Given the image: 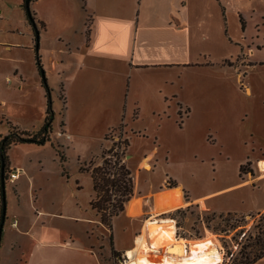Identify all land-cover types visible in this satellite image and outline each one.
<instances>
[{"label": "crops", "instance_id": "crops-1", "mask_svg": "<svg viewBox=\"0 0 264 264\" xmlns=\"http://www.w3.org/2000/svg\"><path fill=\"white\" fill-rule=\"evenodd\" d=\"M226 1L81 0L77 3L83 10L77 15L79 22L75 20L67 31L56 35L51 47L43 45L41 36L38 43L40 64L47 83L51 88H57L62 102L63 121L59 122L51 140L58 141L63 137L73 140L70 122L74 119L88 121L90 116L86 118L82 111L89 101H92V107L98 109L99 120L104 121L103 136L120 124L124 109L130 110L129 115L127 112L124 115L125 119L134 122L141 117L160 122L174 113L179 114L181 123L187 124L194 115L192 105L195 103L200 109L199 120L210 125L220 124L218 128L210 126L208 129L216 138L220 134L244 132L242 126L243 119L249 116L248 103L263 94L261 88L255 90L247 71L251 73L257 66H264V59H255L256 55L264 52V38L259 35L231 37L226 23ZM33 12L36 20L44 24L45 30L48 19L39 11ZM237 14L240 13L237 11ZM240 16L244 23L242 33L246 35L248 25L246 19ZM86 24L89 26L88 38ZM7 32L15 33L17 29H8ZM17 45L18 41L0 37L2 51L10 52ZM26 47L34 53L29 36ZM229 47L235 52L231 54ZM0 59L11 63L8 72L0 75V80L5 79V84L9 83L13 93L22 94L25 79L15 65L16 59ZM194 70L203 78L189 90L187 76ZM188 94L195 101L186 99ZM8 105L0 93V107ZM259 105L264 106V99L259 101ZM133 110H138V113ZM5 116H0V124L3 125L0 126V138L8 123L14 126L8 118L5 120ZM7 132L8 129L5 134ZM59 133L62 136H58ZM132 133L146 138L140 131ZM249 133L250 136L260 135V132L252 130ZM10 149L7 153L8 170H19L20 176L13 184L4 183L5 214L0 233V264H103L93 248L97 238L92 235V227H102L89 207L94 197L93 190L88 200L89 216L78 203L77 191L82 190L78 180L74 190L66 193L48 180L44 168H25L29 161L24 165L11 160ZM157 153L158 149L154 146L136 158L135 176L138 182L137 185L134 182L132 197L122 214L126 216L127 206L133 203L135 212L128 216L132 223L154 218L152 212L157 209H160L158 217L172 211H161L164 206L162 199L166 192L174 189L166 187V179L176 181L165 175L161 182H153L156 165L153 167L151 162H157ZM253 153L251 150L238 168L247 161L256 165L261 160L254 159ZM145 159L152 170L142 169ZM60 174L68 179L62 170ZM142 174L143 180L140 179ZM248 183L241 181L218 192L241 185L248 187ZM176 184L185 192L182 184ZM212 194L194 198L188 195V201L182 199L181 207L197 204L217 213L238 212L213 210L208 204V197ZM131 234H128V245L116 249L122 255L127 248L135 245Z\"/></svg>", "mask_w": 264, "mask_h": 264}, {"label": "rangeland", "instance_id": "rangeland-1", "mask_svg": "<svg viewBox=\"0 0 264 264\" xmlns=\"http://www.w3.org/2000/svg\"><path fill=\"white\" fill-rule=\"evenodd\" d=\"M23 1L0 0V10L2 11L0 16V37L2 39L7 38L10 41H18L19 43V45L12 47L10 52L2 51L0 47V57L16 59L17 63L15 65L19 68L23 79H25L22 94L13 93L9 89V83L7 85L5 84V79L0 80V93L9 103L6 108L0 107V116L6 115L5 120L8 118L19 130L32 133L39 130L43 124L46 99L44 88L41 85V76L35 66L34 53L30 52L26 47L29 36L34 49V33L21 9ZM79 2L81 0H36L29 4V10L32 13H34L33 11H39L48 19V24L45 22V30L41 35L39 34V39L41 36L45 47H51L56 35L67 31L71 24H75V20L79 22L77 15H79V12L80 14L83 13L81 5H77ZM226 2L228 4L226 23L231 37L259 35L264 38V0H228ZM237 11L240 13L239 15ZM240 15L246 19L248 25V33L246 35L242 33L244 29L242 30L241 28L243 20ZM38 23H36L37 28L42 29L41 23L39 21ZM257 25L259 26L256 27ZM222 28L225 29L223 22ZM8 29H17V32L9 33L7 32ZM229 50L231 54L235 52L231 47H229ZM261 54L256 55L255 59H264V52ZM10 65L11 63L7 62L6 59H0V75L8 72ZM247 74L249 75V80L254 84L255 90L261 88L263 94L248 103L249 116L243 119L244 123L242 122L244 132L242 130L238 134L234 131L231 135L220 134L216 138L208 129L210 126L218 128L220 124L215 125L213 123L210 125L203 120H199L197 115L200 109L196 103L192 105L194 113L192 120L187 124L181 123L179 115L177 116L174 113H172L171 117L165 116L160 122L157 119L151 120L145 117H141L134 122L129 118L125 119L124 115L126 112L129 115L130 110L124 109L120 123L124 125V130L129 139V147L125 152L124 162L134 176L135 185L138 182V178L135 176L136 158L155 146L158 149L157 162L155 164L153 161L151 162L153 167L156 165L152 176L154 183L161 182L165 175L172 177L176 181L175 183L184 186L185 192L181 191V193L182 199L185 200L188 195L190 198H194L216 192L208 197L210 199L208 204L215 211H238L236 213L246 216V219H249V215L256 212H264V178L259 179V176L264 172L260 170L258 165L259 161L264 162V156L262 157L264 155V106L259 105V101L264 99V66H257L251 73L247 71ZM44 78L46 79V76ZM202 78L203 75L199 74L197 70L190 72L187 76L188 89L192 90L201 82ZM48 87L51 89L52 111L55 114L51 124L53 131L49 135L51 140V138H54L53 133L57 130L59 122L63 121V119L61 112L62 102L58 98V90L57 88H51L49 85ZM185 97L188 100H194L190 94ZM91 103L92 101H89L86 108L82 111L86 118L90 116L88 121L86 119V121L81 122L79 119H74L70 122V128L74 135L73 140H69L66 137L58 138L60 143L56 140H51L59 146V151H63L65 160L62 166L55 149L50 144L37 146V148L33 144H21L12 147L9 151L11 160L14 162L24 165L28 163L27 161L30 162L25 168H44L48 180L59 186L66 193L70 189L74 190L75 183L78 180L82 187V190L77 191L78 203L84 211H87V215L90 211L88 209V200L92 196L91 180L89 173L80 172L78 168H90L99 165L101 163L100 154L102 150L116 142L119 133L116 129L107 131V137L104 139V121L99 120L97 116L98 109L92 107ZM25 106L34 109H29ZM133 111L138 113V110ZM3 122V124H6L5 121ZM7 129V126L4 127L5 133ZM251 130L260 132V135L257 137L250 136L251 133L249 132ZM133 131H140L145 134L146 138L136 137L132 133ZM251 150L254 152V159L258 158L261 160L256 165L252 164L254 163L253 161H247V165L244 163L245 169L240 178L238 176V165L246 160L251 154ZM130 154L132 155V160H130ZM144 162H147V160H143ZM143 163L141 166L145 170ZM62 168H64V173L68 176V179L61 176L60 171ZM149 168V170H152L150 166ZM143 176L144 174L140 175L141 180H143ZM241 181H248L249 186L241 185L218 192L229 186L239 184ZM6 186L8 187V184ZM175 187H178V185L176 184ZM185 207H189V211L184 216L175 215L172 218L164 213L163 216L159 215V217L169 218L175 222L176 238L183 239L187 243L189 253L214 246L221 257L220 264H231V260L236 255L237 247L230 241L229 237L223 238L218 234L216 230V226L219 224L218 220L210 221L207 224L208 227L204 223L205 216L212 213V211H208L202 205L199 206L197 204H188L179 208ZM155 211L152 213L154 214ZM172 211H168V213ZM92 213L95 216V212L92 211ZM214 213L219 214L221 212ZM132 215L127 212V217L120 215L112 223L113 248L115 251L128 245L130 240L128 234L132 233L131 235L135 238L142 233L141 228H143L142 224L144 222H130L128 216ZM94 219L96 218L94 217ZM92 229V235L97 238L93 248L102 263L124 264L121 253L118 252L115 256L111 255L107 242L108 232L99 225H94ZM134 247L135 245L127 248V250ZM257 264H264V258L258 261Z\"/></svg>", "mask_w": 264, "mask_h": 264}, {"label": "trees", "instance_id": "trees-1", "mask_svg": "<svg viewBox=\"0 0 264 264\" xmlns=\"http://www.w3.org/2000/svg\"><path fill=\"white\" fill-rule=\"evenodd\" d=\"M32 1L34 0H30L29 4ZM21 9L34 33L35 66L41 76V85L45 91L46 111L43 124L36 132L30 133L19 130L15 126L8 124L7 134L0 138V167L3 166L4 183L6 182V174L9 171L7 153L13 145L32 143L37 146H43L45 143L49 142L51 147L55 149L61 166L65 160L63 151H59V146L54 144L49 136L52 132L51 124L54 119V112L52 111V102L50 98L51 89L48 87L46 79L42 78L44 72L38 55L39 34L44 30V24L41 23L42 29L37 28L36 23H39L36 20L34 13L31 11L30 16L27 15L24 1L21 5ZM241 28L242 30L244 29L243 22L241 23ZM88 36L89 26L86 24V37L88 38ZM41 72L43 73V76ZM115 129L119 132L117 141L113 142L110 147L102 150L100 154L101 163L90 168H79L80 172H87L90 175L94 197L89 202V207L95 212L98 218V223L108 232L109 249L111 255L114 256L117 255L118 252L113 248L112 223L115 218L124 213L125 206L131 199L134 188V176L124 162L125 152L129 147V139L122 123L116 128H111L108 131H114ZM106 137L107 134H105L104 139H106ZM247 164L248 162L245 163V165ZM245 165H240L238 168V176L240 178L241 174L244 172ZM62 171L64 172L63 168ZM165 185L167 188H173L176 186V183L168 179ZM186 201H188L187 197ZM0 205L2 208L1 199ZM188 211L189 207L178 208L166 215L174 218L175 215L184 216ZM214 220L219 221V224L216 226L218 234L223 238L229 237L230 241H232L237 247L236 255L231 260V264H256L264 258V212L251 214L249 215V219H246V216L237 214L236 212H221L219 214L212 212L205 216L204 223H206V227H208L207 224L210 221Z\"/></svg>", "mask_w": 264, "mask_h": 264}, {"label": "bare ground", "instance_id": "bare-ground-1", "mask_svg": "<svg viewBox=\"0 0 264 264\" xmlns=\"http://www.w3.org/2000/svg\"><path fill=\"white\" fill-rule=\"evenodd\" d=\"M261 171L264 172V162L258 163ZM143 168L149 171L147 162ZM264 178V173L259 179ZM163 210H175L181 207V189L175 187L166 193L162 199ZM175 208V209H174ZM127 212L134 214L135 206L130 203ZM160 209L156 210L154 218L146 220L143 224L142 233L135 237V247L126 250L125 264H220L221 257L215 247H210L198 252L189 253V246L183 239L176 238L173 220L158 217Z\"/></svg>", "mask_w": 264, "mask_h": 264}, {"label": "water", "instance_id": "water-1", "mask_svg": "<svg viewBox=\"0 0 264 264\" xmlns=\"http://www.w3.org/2000/svg\"><path fill=\"white\" fill-rule=\"evenodd\" d=\"M29 2L30 0H24V6H25V11L28 16H30V10H29ZM37 36V33H36ZM37 48V46H36ZM42 76L43 73L41 72ZM45 76L42 78L44 79ZM0 190H1V200H2V208H1V223H0V230L2 228V223L4 220V214H5V194H4V179H3V166L0 167Z\"/></svg>", "mask_w": 264, "mask_h": 264}, {"label": "built area", "instance_id": "built-area-1", "mask_svg": "<svg viewBox=\"0 0 264 264\" xmlns=\"http://www.w3.org/2000/svg\"><path fill=\"white\" fill-rule=\"evenodd\" d=\"M9 81H7L8 83ZM58 136H62L61 133L58 134ZM116 140V138H115ZM20 176V173H19V170H9L6 174V182H9L11 184H13L17 178ZM15 225V224H14ZM175 233H176V230H175ZM122 259L124 261V264L126 263L127 261V256H124V254L122 255Z\"/></svg>", "mask_w": 264, "mask_h": 264}]
</instances>
